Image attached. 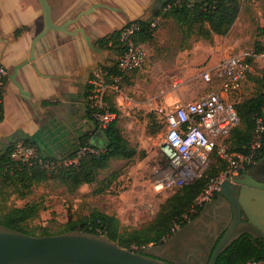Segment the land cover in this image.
Instances as JSON below:
<instances>
[{
	"label": "crops",
	"instance_id": "obj_1",
	"mask_svg": "<svg viewBox=\"0 0 264 264\" xmlns=\"http://www.w3.org/2000/svg\"><path fill=\"white\" fill-rule=\"evenodd\" d=\"M163 1L49 0L56 24H63L80 12L93 8L88 17L71 24L68 32L84 29L94 47L87 43L81 33L73 36L57 30L49 31L37 42L34 60L20 68L17 75L27 94L21 93L11 78L3 90L4 119L0 122V150H4L12 141L30 140L46 155H63L68 154L86 135L94 141L97 124L90 116V81L100 68H115L119 55L117 47H108L101 40L131 21L153 19ZM254 11L260 13L255 14L254 21L252 17L241 20L240 13L227 35H215L217 43L206 49L203 58L237 54L249 50V45L255 41L263 40L264 36H258L255 30L264 27V9L251 8L250 12ZM244 24L247 28H244ZM43 28L44 15L39 0H0V63L9 69L10 76L16 66L29 59L32 42ZM17 30H20L18 35ZM178 30L175 20L163 19L155 32V42L164 45L163 41L172 36H183V32L179 33ZM219 37L224 43L218 44ZM144 44L149 50L151 43ZM128 75L130 73L123 75L120 88ZM172 77L165 73L155 83L158 89H162L160 93L167 92L166 97L176 103L184 100L180 96L185 97V93L181 95L180 88L173 89ZM126 88L130 87L127 85ZM122 92V89L120 92L109 91L107 106L121 109L117 103ZM110 95L114 96L113 99ZM254 172L258 178H264V157Z\"/></svg>",
	"mask_w": 264,
	"mask_h": 264
},
{
	"label": "trees",
	"instance_id": "obj_2",
	"mask_svg": "<svg viewBox=\"0 0 264 264\" xmlns=\"http://www.w3.org/2000/svg\"><path fill=\"white\" fill-rule=\"evenodd\" d=\"M169 4L171 8L165 10ZM241 9V0H182L180 3H177V0H164L153 19L137 20L141 25V30L136 39L143 43H154V35L159 26L152 27L151 23L161 16L162 20L165 18L175 20L179 29L188 38L196 34L205 40L213 41L215 35L225 36L230 32ZM118 32H113L101 41L106 44L109 40H115ZM19 33L20 30H17L16 35ZM257 33L258 36H264V27H258ZM255 44L256 52L264 50V39L255 41ZM103 69L114 74L121 73L117 66L115 68L103 67ZM256 72L261 76L255 80L259 85V92L238 104L235 103L240 116V125L232 131L229 141L232 150L242 153L249 150L256 125L254 117L262 114L264 106V68L257 63H255ZM109 108L119 114L116 107ZM90 116L95 120L91 109ZM3 119V93L0 90V122ZM96 124L94 141L86 135L69 150L68 154L49 156L42 153L30 140H23L36 147L45 162L43 166L37 161L29 163L11 158V149L17 142L12 141L4 150H0L1 180L8 185L14 183L30 189L35 184L58 179L68 187L70 192H76L84 184L97 182L100 170L107 168L111 159L133 158L137 155V148L122 134L118 120L107 128H102L97 121ZM83 149L85 151L81 153ZM262 157H264V152ZM166 162L169 166V161L166 160ZM226 167V161L215 156L213 163L199 179L190 185L175 188L178 191L161 205L153 221L140 229H123L116 215L108 214L98 208H94L85 217L70 220L64 227L57 230H51L48 227L30 229L27 223L36 218L42 209L39 202H28L24 206L11 207L4 213H0V224L39 236L81 229L105 235L122 247L142 251L151 244L156 245L168 240L174 234L172 228L177 222H181V227L186 225L188 221L184 219V216L191 214V209L210 179L219 175ZM203 207L198 208L197 212L191 215V220L200 215ZM260 247L264 246L256 243L250 235L245 234L219 256L217 264H247L251 260H264V248Z\"/></svg>",
	"mask_w": 264,
	"mask_h": 264
},
{
	"label": "rangeland",
	"instance_id": "obj_3",
	"mask_svg": "<svg viewBox=\"0 0 264 264\" xmlns=\"http://www.w3.org/2000/svg\"><path fill=\"white\" fill-rule=\"evenodd\" d=\"M241 3V20L252 17L254 21L255 14L260 13H251V8L264 9V0H241ZM243 26L247 28L245 24ZM216 43L215 37L208 41L196 34L189 38L172 36L163 41L164 45L152 42L143 67L130 72L122 81L123 92L117 103L121 108L118 110V125L125 138L137 148V155L111 159L109 166L100 170L97 182L84 184L76 192H70L58 179L27 189L14 183L8 185L0 178V213L28 202H39L42 209L27 223L30 229L48 227L57 230L70 220L89 215L94 208L116 215L123 229H140L151 223L161 205L178 191L157 193L154 189L155 179L168 167L161 144L167 130L166 113L175 103L166 97L167 92L160 93L162 89H158L155 80L161 79L165 73L173 75V89L180 88L181 95L185 93L180 99L185 101L216 90V85L205 82L199 75L205 66L213 65L221 58L222 55L203 58L206 49ZM222 43V37H219L218 44ZM251 47L256 48L255 42L248 48ZM258 77H261L258 72L251 74L242 92L232 96V101L238 104L255 96L259 92L255 81ZM127 85L130 88H126ZM109 97L113 99L114 96Z\"/></svg>",
	"mask_w": 264,
	"mask_h": 264
},
{
	"label": "built area",
	"instance_id": "obj_4",
	"mask_svg": "<svg viewBox=\"0 0 264 264\" xmlns=\"http://www.w3.org/2000/svg\"><path fill=\"white\" fill-rule=\"evenodd\" d=\"M181 1L177 0V3ZM170 8L169 4L165 10ZM161 21L162 17L158 16L151 26L157 27ZM140 30V23L131 21L119 30L115 40H109L106 44L118 48L117 67L121 73L114 74L100 68L90 81L89 107L102 128L109 127L119 117L116 111L107 106V94L111 90L120 92L119 82L123 75L142 68L148 57L147 47L136 39ZM255 63L264 68V50L256 52L251 48L205 66L199 75L205 82L216 85L217 89L191 101H177L166 113L167 130L161 150L169 166L155 179L154 189L157 193L194 183L207 171L215 156L227 163L225 170L210 179L191 209V214L184 216L188 222L198 208L205 206L219 193L221 184L227 178L246 172L263 158L264 106L262 114L254 117L256 125L249 150L246 153L234 151L229 141L232 131L240 125V116L232 96L242 92L245 82L255 73ZM9 78V69L0 63L2 93ZM10 156L23 162L45 164L36 147L23 140L15 142ZM181 225V222H177L172 228L173 233ZM247 264H264V260H251Z\"/></svg>",
	"mask_w": 264,
	"mask_h": 264
},
{
	"label": "water",
	"instance_id": "obj_5",
	"mask_svg": "<svg viewBox=\"0 0 264 264\" xmlns=\"http://www.w3.org/2000/svg\"><path fill=\"white\" fill-rule=\"evenodd\" d=\"M39 2L44 28L32 42L29 59L16 66L10 76L23 94L27 92L17 80L19 69L31 64L37 42L49 31L73 36L81 33L94 47L84 29L68 32L71 24L88 17L93 8L56 24L49 0ZM245 234L264 239V181L251 174L227 178L218 196L205 204L198 217L168 240L142 251L122 247L105 235L81 229L39 236L0 224V264H217L219 256Z\"/></svg>",
	"mask_w": 264,
	"mask_h": 264
},
{
	"label": "flooded vegetation",
	"instance_id": "obj_6",
	"mask_svg": "<svg viewBox=\"0 0 264 264\" xmlns=\"http://www.w3.org/2000/svg\"><path fill=\"white\" fill-rule=\"evenodd\" d=\"M260 164V162L255 166V167H257L258 165ZM255 167H253V168H250L249 170H247L246 172H243V173H241V174H251V175H253V176H255L258 180H260V181H264V178H258V176L256 175V173L254 172V168ZM218 196V194L214 197V198H216ZM253 240L256 242V243H261L263 246H264V239H255V238H253ZM260 248H264V247H260Z\"/></svg>",
	"mask_w": 264,
	"mask_h": 264
}]
</instances>
